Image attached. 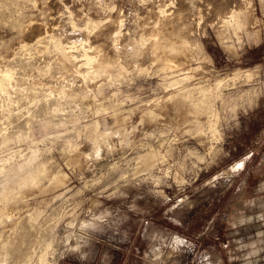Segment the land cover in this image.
<instances>
[{"label": "clouds", "instance_id": "1", "mask_svg": "<svg viewBox=\"0 0 264 264\" xmlns=\"http://www.w3.org/2000/svg\"><path fill=\"white\" fill-rule=\"evenodd\" d=\"M0 264H264V0H0Z\"/></svg>", "mask_w": 264, "mask_h": 264}]
</instances>
